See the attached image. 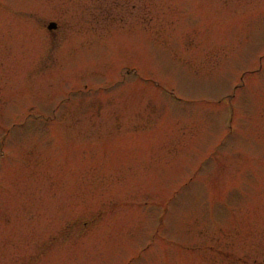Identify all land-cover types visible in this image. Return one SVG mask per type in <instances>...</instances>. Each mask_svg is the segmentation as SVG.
I'll return each mask as SVG.
<instances>
[{
	"label": "rangeland",
	"instance_id": "374dc122",
	"mask_svg": "<svg viewBox=\"0 0 264 264\" xmlns=\"http://www.w3.org/2000/svg\"><path fill=\"white\" fill-rule=\"evenodd\" d=\"M0 264H264V0H0Z\"/></svg>",
	"mask_w": 264,
	"mask_h": 264
},
{
	"label": "flooded vegetation",
	"instance_id": "af4514ba",
	"mask_svg": "<svg viewBox=\"0 0 264 264\" xmlns=\"http://www.w3.org/2000/svg\"><path fill=\"white\" fill-rule=\"evenodd\" d=\"M66 10H69V11H71V10H72V11H77V12H80V11H79V10H80V8H68V9H66ZM81 11H83V12H86V13H88V12H89V14H91V13H92V11H90V9H86V8H81ZM62 12H63V13H65V12H64V10H63ZM48 23H54V22H51V21H50V22H47V24H48ZM47 24H46V25H47ZM54 24H55V23H54ZM46 25H45V31H44V34H45V35H47V33H49V34H52V35H53V34H54V32H55V30L57 29V26H56V24H55V28H54V29H52V30H49V31H48V30H46ZM46 32H47V33H46Z\"/></svg>",
	"mask_w": 264,
	"mask_h": 264
},
{
	"label": "water",
	"instance_id": "95a60500",
	"mask_svg": "<svg viewBox=\"0 0 264 264\" xmlns=\"http://www.w3.org/2000/svg\"><path fill=\"white\" fill-rule=\"evenodd\" d=\"M55 28V24L54 23H48L47 25H46V29L47 30H52V29H54Z\"/></svg>",
	"mask_w": 264,
	"mask_h": 264
}]
</instances>
